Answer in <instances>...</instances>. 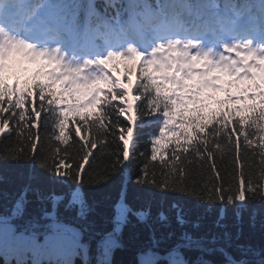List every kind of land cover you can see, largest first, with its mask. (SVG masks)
Returning <instances> with one entry per match:
<instances>
[{
  "label": "snow or ice",
  "instance_id": "6c2138e0",
  "mask_svg": "<svg viewBox=\"0 0 264 264\" xmlns=\"http://www.w3.org/2000/svg\"><path fill=\"white\" fill-rule=\"evenodd\" d=\"M137 58L142 60L140 71L146 82L137 85L139 95L132 97L140 102L125 107L128 89L106 68L113 60ZM25 61L41 62L35 74L39 79L31 85L25 81V87L19 86V79L13 85L6 83V72L15 74L18 67L27 71L22 68ZM153 72L160 73L159 81ZM225 76L230 77L226 86L221 82ZM101 84L108 85L107 91ZM221 91L226 99L215 100L214 93ZM117 99L122 103H114ZM213 101L221 108L206 116ZM225 104L236 107L224 112ZM233 113L238 119L230 121ZM152 122L158 135L148 140L149 157L147 151H139V129ZM38 129L49 131L41 135ZM0 134L12 139L6 160L30 162L59 178L63 190L49 193L53 205L83 204L85 186H99L120 171L130 173L138 158L142 167L136 184L160 193L161 201L171 193L198 205L241 202L244 206L248 193L252 201L264 202V0H246L240 6L232 0L223 5L219 0H155V4L127 0L119 7L116 0H104L102 5L97 0H0ZM172 138L175 146L165 159L164 149ZM98 144L99 154L93 151ZM54 153L59 160H54ZM217 156L231 157L224 175L217 168ZM158 157L159 166L149 165V159L155 162ZM66 160L72 166L65 169ZM29 190L31 184L24 197ZM152 198L147 209L136 213L140 219L151 214ZM124 201L122 191L115 208L127 207ZM22 205L23 199L16 202L12 216ZM170 208L183 226V208L175 202ZM224 212L222 208L219 219ZM45 218L51 222L43 241L35 235H18L9 217L0 218V250L15 254L17 264H25L27 252L33 256L32 264L45 260L70 264L77 246L75 234L51 214L46 212ZM157 220L165 224L169 217L161 210ZM183 239L194 243L187 233ZM111 244L108 234L98 241V248L106 253ZM240 250L242 255L251 251L243 246ZM169 256L174 258L169 264H185L178 252ZM228 262L255 264L231 257Z\"/></svg>",
  "mask_w": 264,
  "mask_h": 264
},
{
  "label": "trees",
  "instance_id": "16d2710c",
  "mask_svg": "<svg viewBox=\"0 0 264 264\" xmlns=\"http://www.w3.org/2000/svg\"><path fill=\"white\" fill-rule=\"evenodd\" d=\"M147 2L155 4V0H147ZM232 2L240 6L246 0H232ZM103 3L104 0H97L98 5ZM116 3L119 7L122 4L126 5L127 0H116ZM99 10L104 11L103 8ZM108 11L114 12L113 9ZM115 66L117 71L121 69L127 76L134 77L137 85L146 82L140 71L142 63L136 60H123L115 62ZM35 79L39 78L32 77L26 81L31 85ZM19 86L22 87L21 83ZM103 88L107 91L108 85H103ZM135 95H139L136 88L133 91V96ZM128 102L129 97L123 102V106L127 107ZM134 102L136 104L140 101ZM114 103L122 102L117 99ZM230 108L234 107L225 106L223 111L228 112ZM209 113L205 112V115ZM144 119L147 121L150 118ZM235 119H238V116L234 113L229 116L230 121ZM232 126L234 125H230ZM69 127L74 128L75 125L70 124ZM38 131L43 135L49 130L38 129ZM136 133L137 129L134 128V136ZM82 135H85L83 131ZM86 135L88 139L92 138L91 132ZM152 135H158L155 122L139 129V151H147L149 157L151 144L148 140ZM175 139L172 138V142L164 149L165 159L175 146ZM71 143L70 137L69 145ZM10 145L12 139L4 138L3 134H0V218L9 217L18 235H35L40 241H43L45 227L51 222L50 219L45 218L46 212L69 228H76L83 234L84 240L73 249L70 264H169L170 259H174L169 256L173 251L179 253L177 258L182 259L185 264H229L228 257L235 261L246 259L255 264L264 262V202L259 198L252 201L246 193L244 206H240L241 202L232 205L220 202L198 205L195 200L187 196L169 193L166 199L161 201L160 193L149 192L136 184L137 170L142 167V162L138 158L135 169L130 173L120 171L99 186H85L83 204L66 208L64 204L53 205L49 200L50 192L63 190L59 178L53 177L30 162L6 160L4 156ZM69 145L61 144L60 147ZM99 147L98 144L97 149L93 151L98 153ZM253 147L255 148L256 145L254 144ZM241 151L243 152L242 137ZM247 155L245 153L246 157ZM255 159L258 162L259 156ZM54 160H59V155L54 153ZM148 163L159 166V157L155 162L149 159ZM241 163L243 165V161ZM230 164L231 157L221 159L217 156L216 165L221 175L230 169ZM71 166L72 161L66 160L62 168ZM33 174L35 179L32 178ZM29 184L32 190H29L24 197L23 191ZM36 189L40 192L35 191ZM122 191L125 192L124 202L127 207L116 209L115 205L119 202ZM150 198H152L151 214L142 220L136 213L147 209ZM20 199H23L22 208L17 215L12 216L15 204ZM174 202L184 210L186 223L183 226L176 223V211L170 208ZM208 208L211 210L206 212L205 209ZM222 208L225 210L224 218L219 219ZM161 210L169 217V221L165 224L157 220V214ZM196 223H199V227L193 226ZM185 233L192 237L194 243L189 244L183 239ZM108 234H111L112 244L105 253L98 248V241ZM241 246L251 251L247 255H242ZM148 253L152 255L148 256ZM23 256L25 264H32L31 252L24 253ZM0 264H17V256L0 250ZM44 264H49V261L45 260Z\"/></svg>",
  "mask_w": 264,
  "mask_h": 264
},
{
  "label": "water",
  "instance_id": "95a60500",
  "mask_svg": "<svg viewBox=\"0 0 264 264\" xmlns=\"http://www.w3.org/2000/svg\"><path fill=\"white\" fill-rule=\"evenodd\" d=\"M72 231L75 234L77 243L81 244L83 242V240H84L83 234L79 230H77L76 228H73Z\"/></svg>",
  "mask_w": 264,
  "mask_h": 264
},
{
  "label": "rangeland",
  "instance_id": "374dc122",
  "mask_svg": "<svg viewBox=\"0 0 264 264\" xmlns=\"http://www.w3.org/2000/svg\"><path fill=\"white\" fill-rule=\"evenodd\" d=\"M119 78H120V77H118V79H119ZM119 81H120V83H121V80H120V79H119ZM133 82H134V81H133V80H131V81H130V83H129V85H127V86H126V89H128V88H129V86L131 87V86L133 85Z\"/></svg>",
  "mask_w": 264,
  "mask_h": 264
}]
</instances>
